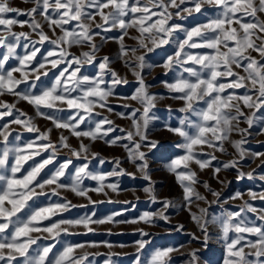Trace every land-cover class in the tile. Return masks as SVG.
<instances>
[{
    "label": "snow or ice",
    "instance_id": "snow-or-ice-1",
    "mask_svg": "<svg viewBox=\"0 0 264 264\" xmlns=\"http://www.w3.org/2000/svg\"><path fill=\"white\" fill-rule=\"evenodd\" d=\"M33 3L35 7L26 13H21L17 8L10 4V0H0V96L12 95L21 101L27 102L33 106L37 115L46 120H50L55 129L68 130L77 139L84 137L95 142L97 139H105L109 132L115 131V128H109L102 131L104 124L111 125L113 122L105 118L103 121L95 122L91 120L93 108L97 105L105 107L107 98L113 93L111 89L105 90L101 85L105 70L111 73L113 83H127L113 71L109 65L111 60L105 56L99 62L101 76L96 79H90L87 76H81L80 67L83 64L95 62V57L99 51L96 44L93 43L94 35L91 32V26L88 20L95 21L96 15H99L103 24H98V28H103L105 32L112 28H118L121 32L119 36L120 53L127 56L129 51L133 53L146 49L152 52L156 48L162 47L170 42L174 33L183 31L184 38L178 42L177 51L168 58L162 66L167 70H172L175 66H180L182 72L174 83H167L166 87L170 92L177 94L173 98L182 100L185 107L181 111L198 116L199 123L192 122L187 116L181 120L180 126L169 127L167 130L182 138L179 145L185 150V154L173 159L167 165L168 171L176 175L177 181L183 189L186 205L190 208L195 200H204L205 197L196 192L194 185L199 183L197 174L189 167L194 162L201 170L212 166L211 159H202L197 152L198 147L208 146L223 150V142L230 138L233 131L243 133L244 129L239 128L240 118L245 117L249 127L253 124L250 116H245L243 108L260 110L264 108V0H146L141 4V0H25ZM205 5L217 9V14L209 22L194 26L190 29H184L179 24L170 23L173 16H179L183 19V13L189 16L194 13H201ZM89 9H95L93 14ZM105 9H111L105 12ZM171 9H177L175 13ZM51 10V11H50ZM9 13L27 15L31 17L28 27L39 36L37 41H31L30 35L25 32H14L13 26L24 27L26 21H20L10 17ZM36 15H42L49 27L55 31L59 28L62 35L55 40L49 39V36L43 32V26L36 20ZM155 17V19H153ZM251 18L250 20L248 18ZM72 21H76L75 30H67L64 26ZM107 26V27H104ZM135 29L139 35L134 37L138 42L135 49H127L124 45V37L128 35L129 29ZM37 30H39L37 32ZM29 40V45H25V54H17V46L21 39ZM50 42L58 50H49L42 60L36 61L40 48L37 44L43 45ZM87 44L92 50L82 53V57L72 56L68 48ZM67 45L68 47H63ZM151 45V46H150ZM194 49L207 50L204 52L193 53ZM258 54L259 59L252 56L251 53ZM49 57H56L49 61ZM17 61L16 66H9L10 59ZM35 66L33 67V62ZM52 68H57L64 64L65 67L57 74L54 83L50 87L38 88L35 81L40 80V70L45 69L47 64ZM126 66L133 70V75L137 77L138 88L129 99L138 101L143 107L142 116L136 117L135 109L130 116L119 113L122 118H131L133 130L127 131L123 137L106 139L105 142L111 146L124 147L128 152L129 159L133 163L139 161L137 165L140 170L148 167L145 153L140 151L142 145L139 142L132 143L136 137L140 141H146L144 145L149 148H156V141H148L146 131L150 121V110L155 107L157 96L148 91V85L144 82L143 69L146 65L143 55L136 57V63L131 64L125 61ZM76 67L72 69V66ZM198 66V68L196 67ZM150 67V66H149ZM234 68L241 69L245 75L234 71ZM139 69V71H137ZM15 73H19L17 78ZM187 73V77H185ZM30 74H35V81L29 83ZM48 75L47 71L42 73ZM67 74V75H66ZM231 78V79H229ZM21 84H27V88L19 90ZM228 89H244V92H227ZM82 92V95L72 96L74 92ZM59 104L67 105L70 110H75L69 120H62L58 115H53V110L63 111L58 108ZM0 119L12 117L11 123L20 125L29 132L39 133V141L47 143L37 144L28 143L24 147L10 146L9 125H3V131H0V264H92L89 260V254L74 255L77 249L85 247L83 244L68 245L59 252H53L55 243L42 248L33 249V245L38 244L39 237H33L32 233H48L53 241L61 233H67L70 227H83L91 231L92 223H107L112 221V217L107 219L92 220L85 216L76 220L60 219L52 220L71 207L70 201L61 203H52L44 207L33 208L28 202L34 197L46 195V187L52 188L53 194H58L57 189H64L73 192L77 196L87 197L89 191L100 192L107 186L113 191L117 190L114 183L104 182L107 176L96 175L88 171V164L84 163L76 168L71 183L64 181L66 173L72 164L71 160L60 165L51 175L45 174L41 177L43 170L53 163L56 153L59 149L68 148L73 155L80 158L81 154H87L90 149L87 145L81 143L80 150L71 149L68 144V138L61 135L60 144H53L50 140L51 129L47 132H40L31 117L20 112L14 114L15 104L0 102ZM49 110V111H44ZM112 111L111 108L108 109ZM254 116V113L252 114ZM90 124L95 123L94 128L82 130L80 126L85 121ZM142 121V123H141ZM194 128L195 133H190L188 128ZM132 144H119V140H124ZM244 141H236L233 146L241 157L244 156L242 148ZM38 148V151L30 152V149ZM51 153L39 161H34L28 169H24V164L35 156H40L42 152ZM264 155V154H261ZM87 160V155L84 156ZM227 167H236V164L225 165ZM178 169H182L178 171ZM220 171L215 169V173ZM23 173L22 175H18ZM123 173H113V175ZM244 173H238L239 178H244ZM251 178V174H248ZM39 178V179H38ZM85 178L97 181L99 187L86 188L83 185ZM145 179L150 176L145 174ZM207 187V185H205ZM39 190V191H38ZM153 200L156 199L151 188L145 189ZM219 196V193H213ZM253 199L256 198L254 194ZM260 199H264L261 194ZM90 199V198H89ZM169 204L165 202V207ZM27 209V212H25ZM255 211V209H249ZM24 213L23 216L19 215ZM94 215V213H93ZM207 210L201 209V215L192 214V219L201 227V230L207 234L208 221L205 219ZM161 219H166L160 214ZM145 223L151 224L153 216L144 213L141 218ZM216 218H214L215 220ZM236 221L235 223L233 221ZM44 221H51L50 225H44ZM127 223H137L138 221H125ZM224 240L227 242V259L224 264H264V229L255 225L249 226L244 219L240 218V213H227L225 217L219 218ZM66 225L67 227H62ZM11 229V230H10ZM182 230V226L181 229ZM230 233L234 236H230ZM247 233L257 237L258 242L251 240L245 241L241 234ZM147 235V233H144ZM94 246V245H93ZM144 242H140L139 247L143 249ZM250 247L254 251L245 253V247ZM31 250V251H30ZM174 249L156 251L151 257L149 264H166L165 258L169 256ZM51 254V255H50ZM255 259H250L253 256ZM193 261L196 260L195 253L192 254ZM137 264H140L137 261Z\"/></svg>",
    "mask_w": 264,
    "mask_h": 264
},
{
    "label": "rangeland",
    "instance_id": "rangeland-1",
    "mask_svg": "<svg viewBox=\"0 0 264 264\" xmlns=\"http://www.w3.org/2000/svg\"><path fill=\"white\" fill-rule=\"evenodd\" d=\"M146 0H141V4ZM12 7L17 8L21 13H26L31 8L35 7L33 3L25 2V0H10ZM51 11V10H50ZM173 13L177 9H171ZM217 14V9L212 6L205 5L201 13H194L189 16L186 12L183 13V19L179 16H173L170 23L179 24L184 29H190L209 22ZM10 17L16 18L20 21H26L24 27L19 25L13 26V31L16 33L25 32L30 35L31 41H37L39 36L28 27V22H31V17L27 15H19L16 13H9ZM264 18V16H262ZM155 19V17H153ZM251 19L250 17L248 18ZM36 20L43 26V32L49 36L50 41L55 40L62 35L59 28L55 31L49 27L42 15H36ZM88 22V21H87ZM90 22V21H89ZM72 23V22H71ZM71 23L65 25L67 30L71 29ZM3 26H0L2 28ZM75 27V26H74ZM116 29V28H113ZM51 30V31H49ZM112 30V29H111ZM39 30H37L38 32ZM115 31V32H113ZM91 32L96 34V30L91 25ZM109 33L111 37L100 40V36L94 35L93 43L97 45L99 51L95 57V62L91 64H83L80 67L81 76H87L90 79H96L101 76L99 62L103 57L110 58L111 63L109 67L115 71L119 77L127 80V83H113V77L107 70L104 71L102 79L104 84L102 88L111 89L112 95L107 98L105 107L99 105L95 106L92 111L91 120L95 122L103 121L105 118L112 121L111 125L104 124L103 129L115 128V131L109 132L105 139H97L95 142L88 138L73 136L68 130L55 129L50 120L37 115L33 106L25 101L19 100L12 95L0 96V102L8 104H15L14 114L19 115L20 112L26 113V119L31 117L40 132H47L51 129L50 140L53 144H60L61 135L68 138V144L71 149L80 150L81 143L87 145L90 151L87 154L82 153L80 158H77L68 148H60L56 153L52 164L48 165L41 177L45 174L51 175L55 170L68 160L72 161L63 178L65 182L71 183L74 177L76 168L84 163L88 164V171L96 175H105L108 183H114L117 190L113 191L111 188L105 186L100 192L89 191L87 197L77 196L73 192L57 189L58 194H53L52 188L49 186L45 188L46 195L34 197L28 203L33 208L44 207L52 203H61L70 201L71 207L52 217V220L59 221L60 219L76 220L85 216L91 217L92 220L107 219L112 217L111 222L99 224L92 223L90 225L91 231L83 227H70L67 233H61L56 241L51 239L48 233H32L33 237H39L37 245H33V249L42 248L55 243L53 252H59L68 245H85L82 249H77L74 255L89 254V260L92 264H149L151 257L156 251L166 250L168 248L174 249L173 252L165 258L166 264H224L227 259V242L223 238L221 224L219 218L225 217L227 213H240V218L244 219L249 226L255 225L264 229V199H260V195L264 194V108L260 110L243 108L245 116H250L253 119L251 127L245 121V117L240 118L239 128L244 129L243 133L233 131L230 138L223 142V150L214 149L208 146L197 148V152L202 159H211L212 166L201 170L194 162L190 163L189 167L197 174L199 183L194 185L196 192L205 197L204 200H195L190 208L186 205L184 199L183 189L176 179V175L169 172L167 165L178 156L184 155L185 150L179 145L182 143V138L168 131L169 127L180 126L181 120L186 116L194 123H199L198 116L191 113L181 111L185 107L182 100L174 99V94L166 87L167 83H174L182 72L180 66H175L172 70L165 69L162 65L167 62L168 58L172 57L177 51V44L184 38L183 31L174 33L170 42L162 47L156 48L152 52H147L146 49H141L135 53L128 52L127 56H122L120 53L119 36L120 30H112ZM139 33L133 28L128 30V35L124 37V45L127 49H135L138 47V42L134 37ZM97 37V38H96ZM99 38V39H98ZM98 40V41H97ZM25 45H29L28 50L31 51L29 40L23 38L19 41L17 46V54L23 56L25 54ZM151 46V45H150ZM40 48L37 54L36 61H40L47 54L49 50H58L56 46L50 42H45L43 45L37 44ZM63 47L67 48V45ZM92 49L85 43L79 46H72L68 51L72 56L82 57V53L90 52ZM193 53L204 52L207 50L194 49ZM4 50L0 49V53ZM100 53V54H99ZM143 55L145 57L146 66L143 69L144 82L148 85L150 94L157 96L155 107L150 110V121L146 135L148 141H156V148H149L144 146L147 142L140 141L136 137L132 142L141 143L140 151L145 153V158L148 164L147 169L140 170L137 161L133 163L129 159L128 152L124 147L111 146L106 143V139H114L123 137L127 131L133 130V123L131 118H122L119 113H124L125 116H130L131 112L139 109L136 117L142 116L143 107L136 101L129 99L133 96L138 88L137 77L133 75L131 67L126 66L125 61L131 64L136 63V57ZM252 56L259 59L257 53L252 52ZM49 61L56 59V57H49ZM33 62V67L35 66ZM17 61L13 58L8 62L9 66H16ZM150 66V67H149ZM65 67L64 64L57 68H52L51 64H47L45 69L40 70V80L35 81V74H30L29 83L35 81L38 88L50 87L57 76V74ZM76 65L69 69L71 72ZM198 68V66H196ZM48 72L47 76L42 73ZM139 71V69H137ZM234 71L245 75L241 69L234 68ZM14 75L19 78L20 74ZM67 75V74H66ZM187 77V73L184 74ZM231 79V78H229ZM27 88V84H21L19 90ZM236 91L237 93L244 92V89H228L227 92ZM82 95V92H74L72 96ZM58 108L63 111L53 110V115H58L62 120H69L74 114L75 110H70L67 105L59 104ZM111 108L112 111L108 109ZM3 111V109H0ZM49 111V110H44ZM254 113V116L252 115ZM12 117H4L0 119V131H3V125H9L10 146L24 147L28 143L36 142L37 144L47 143V141H39L37 132H29L20 125L11 123ZM142 123V121H141ZM95 123H89L87 120L80 128L82 130H89L94 128ZM190 133H195V129L189 127ZM2 140V138H0ZM243 140L242 148L244 156L241 157L237 152L233 143ZM119 144H130L126 139L119 140ZM132 144H130V147ZM3 145L0 143V148ZM38 148L30 149L29 151H38ZM51 149L48 152H42L40 156H35L24 164V169H28L29 165L34 161H39L48 157ZM87 155V160L84 156ZM236 164V167H227L225 165ZM220 171L215 173V169ZM182 169H178L180 171ZM113 173H123L113 175ZM150 176V179H145V174ZM238 173H244V178H239ZM20 173L18 175H22ZM251 174V178L248 177ZM39 179V178H38ZM83 185L86 188L99 187L97 181L90 178H85ZM207 185V187H205ZM151 188L156 199L153 200L145 189ZM39 191V190H38ZM213 193H219V196ZM254 194L256 196L253 199ZM90 198V199H89ZM165 202L169 204L165 207ZM201 209L207 210L205 219L208 221L207 234H205L201 227L192 219V214L201 215ZM249 209H255L251 211ZM27 212V209H25ZM94 213V215H93ZM144 213L152 214L153 222L151 224L145 223L141 220ZM162 214L166 219H161ZM19 215L23 216L24 213ZM214 218H216L214 220ZM136 220L137 223H127L125 221ZM236 222L235 220L233 221ZM44 225H50L51 221H44ZM182 226V230L181 229ZM62 227H67L66 225ZM11 230V229H10ZM144 233H147L145 235ZM245 237V241H257V237L247 233L241 234ZM230 236L234 234L230 233ZM140 242H144L145 246L140 249ZM94 245V246H93ZM31 251V250H30ZM254 250L250 247H245V253H252ZM195 253L196 260L193 261L192 254ZM51 255V254H50ZM250 259H255L254 255L249 256ZM264 259V258H262ZM87 264V262H85Z\"/></svg>",
    "mask_w": 264,
    "mask_h": 264
},
{
    "label": "crops",
    "instance_id": "crops-1",
    "mask_svg": "<svg viewBox=\"0 0 264 264\" xmlns=\"http://www.w3.org/2000/svg\"><path fill=\"white\" fill-rule=\"evenodd\" d=\"M111 9H105L104 11L105 12H108V11H110ZM89 11H91L93 14H95V9H89ZM90 21V22H89ZM76 21H72V23H71V29L72 30H75L76 29ZM90 26L92 25L93 27H94V29L97 31L96 33H98V36H100L101 38H100V40H104V39H106V38H110L111 37V39H113V37H112V34H111V36H109L110 34L109 33H113V32H115V31H113L112 32V30H118V28H116V29H113L112 28V30H110V31H108V32H105L104 30H103V28H98L97 27V25L98 24H100V25H102L103 24V22H102V20H101V18H100V16L99 15H96V19H95V21H92V20H88V22H87ZM75 26V27H74ZM104 27H107V26H104ZM49 31H51V30H49ZM97 38V37H96ZM99 39V38H98ZM98 41V40H97ZM100 54V53H99ZM76 56V55H75Z\"/></svg>",
    "mask_w": 264,
    "mask_h": 264
}]
</instances>
